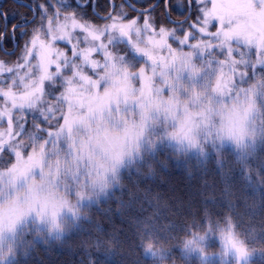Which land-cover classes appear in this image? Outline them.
<instances>
[{"label": "snow or ice", "instance_id": "6c2138e0", "mask_svg": "<svg viewBox=\"0 0 264 264\" xmlns=\"http://www.w3.org/2000/svg\"><path fill=\"white\" fill-rule=\"evenodd\" d=\"M13 3L0 5V242L75 229L74 264H121L130 225L140 264H185L208 259L216 232L211 255L251 264L230 217L183 236L163 217L180 211L166 195L178 154L264 137V0Z\"/></svg>", "mask_w": 264, "mask_h": 264}, {"label": "trees", "instance_id": "16d2710c", "mask_svg": "<svg viewBox=\"0 0 264 264\" xmlns=\"http://www.w3.org/2000/svg\"><path fill=\"white\" fill-rule=\"evenodd\" d=\"M99 3L101 6L102 0ZM0 5L15 6L11 0ZM222 149V153L219 149L202 153L188 150L173 158L169 184L174 191L166 195L177 196L181 206L180 211L166 213L163 219L171 221L169 231L183 236L191 234L186 227L191 222H194L192 228L200 230L209 221L215 226L230 217L256 249L251 264H264V176L261 175L264 173V137L258 136L255 146H250L245 153L228 145ZM249 164L251 175L246 170ZM209 194L212 199H208ZM26 231L21 230L15 240L12 239L8 248L15 246L19 256L17 258L14 251L13 259L7 264H74L68 249L79 242L75 229L66 232L62 240L45 234L47 243L38 239L34 232L26 235ZM125 232L126 236L118 242L121 264H140L133 226L125 225ZM204 245L210 254L220 251L216 232H209ZM185 255V264H235L231 259L202 260L196 255ZM153 259L146 257L143 264H152Z\"/></svg>", "mask_w": 264, "mask_h": 264}, {"label": "rangeland", "instance_id": "374dc122", "mask_svg": "<svg viewBox=\"0 0 264 264\" xmlns=\"http://www.w3.org/2000/svg\"><path fill=\"white\" fill-rule=\"evenodd\" d=\"M5 0H0V3L3 2ZM63 2V0H61V3ZM118 39H120L118 37ZM118 51V49H117ZM119 52V51H118ZM165 126L159 122H157L156 124L152 125L150 128H149V132L148 134L149 135H162L164 132H165ZM166 139V138H165ZM225 145H228V146H231V147H235L230 141H225L223 146ZM190 151L192 152H204V151H197L196 149H189ZM12 241V238L8 237L7 235L5 236L4 240L2 242H0V245H2V247H0V252H2V255H0V259H2L4 256H7L8 253H6V249H8L10 243ZM218 242H219V245H220V248H221V243H220V238L218 236ZM219 253V252H218ZM187 255H191V256H199L197 253L193 252V253H186ZM200 257V256H199ZM201 258V257H200ZM212 258H219L223 261H226V260H233V262L236 264V261H235V258L232 257V256H228V257H221L219 255H209L208 259H212ZM252 258V257H251ZM202 259V258H201ZM202 260H205V259H202Z\"/></svg>", "mask_w": 264, "mask_h": 264}, {"label": "flooded vegetation", "instance_id": "af4514ba", "mask_svg": "<svg viewBox=\"0 0 264 264\" xmlns=\"http://www.w3.org/2000/svg\"><path fill=\"white\" fill-rule=\"evenodd\" d=\"M101 7H102V8H103V7H106L105 0H102ZM120 39H121V41H122V38H120Z\"/></svg>", "mask_w": 264, "mask_h": 264}, {"label": "water", "instance_id": "95a60500", "mask_svg": "<svg viewBox=\"0 0 264 264\" xmlns=\"http://www.w3.org/2000/svg\"><path fill=\"white\" fill-rule=\"evenodd\" d=\"M13 2V0H11ZM123 39V38H122Z\"/></svg>", "mask_w": 264, "mask_h": 264}]
</instances>
